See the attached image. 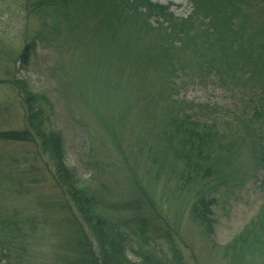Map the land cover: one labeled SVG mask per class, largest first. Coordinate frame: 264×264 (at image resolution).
Here are the masks:
<instances>
[{
  "label": "rangeland",
  "instance_id": "rangeland-1",
  "mask_svg": "<svg viewBox=\"0 0 264 264\" xmlns=\"http://www.w3.org/2000/svg\"><path fill=\"white\" fill-rule=\"evenodd\" d=\"M39 1L0 0V131L25 127L24 112L9 83L12 79L28 83L35 95L46 99L41 104L51 117L48 128L63 137L66 165L99 200L119 206L137 201L140 187L141 192L149 194L161 220L178 231L182 254L192 264H264V238L258 224L254 229L259 233V242L251 237L248 245L256 251L248 252L247 245L241 243L238 247H244L242 253L231 249L237 238L257 223L264 207V174L254 172L249 152L244 150L240 162L233 165L234 170L248 176L245 182L237 185L230 179L214 192L211 189L218 184L216 175L185 182L181 179L184 166L173 160V153L160 150V163H154V147L160 141L158 133L166 113L165 109L154 108L159 83H163L155 76L154 65L151 63L147 72H136L137 63L129 60L122 65L115 59L108 62L99 58L100 62L94 64L99 51L90 32L97 25L96 19L89 20L87 10L76 15L69 12L67 17L62 14L57 19L54 12L42 15L38 12ZM149 1L170 6L179 19L192 13L191 0ZM150 24L157 26L156 19H151ZM261 25L264 24L257 26ZM32 41L34 53L23 65L18 60L19 51ZM182 61L187 67L176 80L175 100L195 107L190 114L207 119L215 113L222 129L232 119L240 121L245 114L250 115L247 106L251 86L199 75L187 59ZM36 151L32 145H0V157L10 158L29 174L24 178L25 196L0 199V207L3 215L17 209L32 217L33 226H28L29 235L24 240L30 252L24 258L25 264H62L60 257L69 253L64 249V221L70 217L56 212L54 206H36V190L54 195L52 169L35 160ZM160 167L165 169L161 176ZM40 180L45 181L44 186L37 185ZM200 196L216 201L212 208L214 231L209 236L203 234L191 213ZM58 198L55 196V205H59ZM163 248L167 251L166 246Z\"/></svg>",
  "mask_w": 264,
  "mask_h": 264
},
{
  "label": "trees",
  "instance_id": "trees-1",
  "mask_svg": "<svg viewBox=\"0 0 264 264\" xmlns=\"http://www.w3.org/2000/svg\"><path fill=\"white\" fill-rule=\"evenodd\" d=\"M191 3L192 13L186 19L177 18L170 6L155 5L149 0H40L38 12H54L57 19L62 14L67 17L69 12L76 15L89 11V20L97 22L90 32L99 51L94 64L100 62L99 58L108 62L115 59L122 65L129 60L137 63L136 72H147L149 65H154L155 76L163 81L159 83L161 89L154 108L166 110L158 133L160 141L154 147V163H160V150L173 153V160L184 166L181 179L185 182L216 175L218 184L211 189L214 192L230 179L237 185L245 182L248 176L233 168L244 150L253 159L254 172L264 174V25L258 27L264 24V0ZM153 18L157 26L150 24ZM34 48L35 41L24 45L19 51V62L27 65ZM183 59L199 72L194 74L251 86L247 106L250 115L245 114L240 121L232 119L222 129L215 113L207 119L190 114L195 107L175 100L176 80L187 67ZM121 70L122 66L118 71ZM9 84L24 112L25 127L0 131V145H32L37 150L35 160L52 169L54 195L36 190L35 204L43 209L54 206L56 212L70 217L64 221V249L69 253L60 257L62 264H192L182 254L178 231L161 220L147 192H141L139 187L140 199L119 206L99 200L90 186L83 185L66 165L62 135L48 128L51 117L43 106L45 97L35 95L26 82L12 79ZM199 109L203 112V108ZM164 170L160 167L158 175ZM26 176L28 172L21 171L10 158L0 157V199L25 196ZM37 185L44 186L45 181L40 180ZM55 196H59V205L54 204ZM215 204L214 199L200 196L191 208L192 217L205 236L214 231ZM255 225L264 238V207L257 223H252L231 246L235 253L238 249L243 252L244 247H238L240 243L247 245L248 252L256 251L248 247L251 237L259 242ZM28 226H33L32 217L17 209L3 215L0 207V264H25L24 258L30 255L24 243Z\"/></svg>",
  "mask_w": 264,
  "mask_h": 264
}]
</instances>
